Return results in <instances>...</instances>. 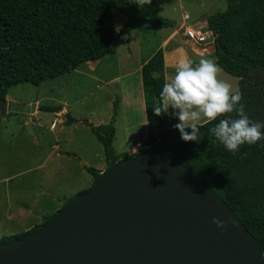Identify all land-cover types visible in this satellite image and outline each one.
<instances>
[{
    "label": "trees",
    "instance_id": "obj_1",
    "mask_svg": "<svg viewBox=\"0 0 264 264\" xmlns=\"http://www.w3.org/2000/svg\"><path fill=\"white\" fill-rule=\"evenodd\" d=\"M113 10L126 17L117 34ZM141 23L155 28L174 25L158 14L157 0L142 8L136 0H0V98L4 99L8 89L17 83L39 86L46 79L102 58L115 38L129 36ZM206 24L216 34V63L238 78L244 111L250 119L264 122V0H226L223 11L209 15ZM141 78L147 113L155 127L144 145L177 135L159 147L161 152L197 173L235 212L264 255V140L241 145L235 153L228 151L210 133L219 119L227 118L222 116L198 125L199 142H185L178 129L164 127L167 114L154 113L153 105L165 82L162 49L142 65ZM115 104L116 100L113 119ZM58 109L59 106L42 108ZM228 115L236 118L235 112ZM66 121L76 122L69 115ZM112 122L93 125L83 121L103 146L105 171L122 159L112 146ZM186 131L190 133L191 128ZM85 169L93 178V186L101 173L94 167ZM35 229L36 225L26 232L3 236L0 244Z\"/></svg>",
    "mask_w": 264,
    "mask_h": 264
},
{
    "label": "water",
    "instance_id": "obj_2",
    "mask_svg": "<svg viewBox=\"0 0 264 264\" xmlns=\"http://www.w3.org/2000/svg\"><path fill=\"white\" fill-rule=\"evenodd\" d=\"M36 100L0 98V120L8 111L35 112ZM176 136L120 159L37 229L0 244V264H264L235 212L197 173L161 152Z\"/></svg>",
    "mask_w": 264,
    "mask_h": 264
},
{
    "label": "rangeland",
    "instance_id": "obj_3",
    "mask_svg": "<svg viewBox=\"0 0 264 264\" xmlns=\"http://www.w3.org/2000/svg\"><path fill=\"white\" fill-rule=\"evenodd\" d=\"M157 3L158 14L171 21L179 20L181 13L186 10L192 19H195V22H199L201 18L203 19L207 15L223 11L226 6V0H157ZM112 14L115 34H117L119 26L124 23L126 17L117 10H113ZM186 24L194 25L191 20H188ZM164 29L141 23L130 34L133 36L129 42L123 41H126L128 36L114 39L110 48L116 47L117 56L111 55L108 58L109 61L105 68H110V70L101 73L104 78H98L89 72L78 73L74 69L55 78L46 79L39 86L23 82L12 85L8 89V94L15 97L17 103L20 104H25L29 98L33 100L38 97L47 98L41 103L47 106L65 103L68 114L74 119L76 118L77 123L80 121L82 123H79L78 127L69 126L63 131L61 149L64 147L73 149L69 152L70 157L68 158L57 157L56 151L51 148L52 143L55 142L52 132L49 131L50 121L54 118L52 112L43 111L35 115L36 112L26 114L8 111L1 117L0 238L7 236L8 232L19 233L24 228L34 225L38 227L44 224L49 216L52 217L68 205L72 196L92 188L93 178L85 169H82L83 166L78 158L84 160L90 167L100 169L102 172L105 171L107 163L105 162L103 146L90 129L83 127L86 125L83 123L84 120L103 119L104 122L101 124H108L113 120L112 124L115 128L113 149L121 157L131 156L128 132L134 127L135 118H138L139 113L135 109L116 108L118 114L113 119L112 108L108 102L110 99H116L117 95L120 96L117 90L122 85L129 92L131 88L129 80H132L134 76L126 78L128 75L126 74L123 76L125 78L117 82H109L108 80L105 82L103 79L111 78L117 73V68L118 71L121 70V72L126 73L135 67L140 59L148 57L166 35L167 32ZM110 48L108 52L113 54ZM108 56L106 55L104 61L107 60ZM203 58L216 59L214 53ZM118 59H120L119 63L116 61ZM89 66L92 67L91 64L85 67L88 68ZM111 66L114 68L112 69ZM220 68L222 69L221 66ZM220 75L221 78L228 80L233 85V89L237 88L238 78L223 69ZM131 99L134 98L128 100ZM172 111L169 108L171 119H177L179 123L178 118L171 115ZM61 112L65 113V110ZM27 118L35 122L33 133H30L32 128H28V122L25 123ZM38 122L42 125L37 126ZM205 122V120L201 121V124ZM174 124L176 123L166 122L164 127L169 129ZM133 129L136 130L138 127ZM152 130L148 128L145 135L148 136ZM69 136H71L70 143L64 141ZM136 140L134 141L136 142ZM19 207L26 212L22 218L9 219L6 217L7 211H18L20 210ZM3 227L6 228L5 231L2 230Z\"/></svg>",
    "mask_w": 264,
    "mask_h": 264
},
{
    "label": "clouds",
    "instance_id": "obj_4",
    "mask_svg": "<svg viewBox=\"0 0 264 264\" xmlns=\"http://www.w3.org/2000/svg\"><path fill=\"white\" fill-rule=\"evenodd\" d=\"M136 3L142 8L150 5L152 0H136ZM204 25L207 27V24ZM221 72L214 59L202 58L198 63L180 60L175 65L174 74L162 86L159 100L153 105L154 113L157 116L169 114L171 108V115L179 120L173 127L179 130L185 142L200 141L198 125L201 120L215 121L218 117H227L219 119L210 133L228 151L235 153L241 145H252L264 140V122L248 117L244 105L240 103L243 93L239 88L233 89L228 80L221 78ZM233 112L236 118L228 115ZM188 128H191L190 133L186 131ZM213 223L221 228L226 227L225 222L217 218H213Z\"/></svg>",
    "mask_w": 264,
    "mask_h": 264
},
{
    "label": "crops",
    "instance_id": "obj_5",
    "mask_svg": "<svg viewBox=\"0 0 264 264\" xmlns=\"http://www.w3.org/2000/svg\"><path fill=\"white\" fill-rule=\"evenodd\" d=\"M185 14H188V19H184ZM208 16L209 15H207L203 19L201 18V21H199V22L198 21L195 22V19H192L191 15L188 13V11L184 10L180 15L179 20H175V19L172 20L174 22V25L172 27H167L164 29L167 32L166 35L163 37L162 41L157 45L156 49L153 50L148 57H146L145 59H140L139 63L135 67L128 70L126 73L121 72V70L118 71V68L116 65L117 73L112 75L111 78L103 79V80H105V82H107V80L109 82H113V81L117 82L118 80H122L123 78H125L123 76L126 74H128L126 76V78H129L130 76H134V78L132 80H129V85L131 87L130 91L127 92V88H125L123 85L120 87V84H119L120 89L117 91H118V93H120V96L115 94V95H117V98L116 99L113 98V100L110 99L108 102V104H109L110 108H112V110H113V102L116 100L115 109L116 108H119V109L125 108L127 110H134L135 109V111L139 113L138 118H135L136 123L134 124V127H133V128L138 127V129L135 130V129L131 128V131L128 132L130 143H131V150L129 152L130 154L134 150L132 147L133 143L135 142L134 140L137 138H140V136L146 137V135H145L146 130L148 128H151V130H152V127H153V122L148 116L147 108H146V104H145V96H144V92H143V83H142V78H141V74H140L142 65L152 56V54L156 50L162 49L163 62H164V76H165V81H166L167 79H169L174 74L175 65L180 60L188 59V60L192 61L193 63H198L200 58H203L204 56L208 57V55H210L211 53H214L213 51H210L207 53H198V52L194 51L193 46L190 44L189 41H187V39L183 35L182 26L183 25H190V24H186V22L188 20H191V23L194 24L191 26L196 27V26H199L200 24H204V22L206 24V20H207ZM125 36H127V35H125ZM132 36L130 35V36L126 37V41L125 40H123V41L129 42L131 40ZM123 37L124 36H122V38ZM110 51H113V54H112V52L107 51L106 55H109L107 57V60L104 61V59L106 57V55H105L102 58L97 59L95 61H87V62L79 65L78 67H76L75 68L76 71H78V73L89 72V73H93V75H95L98 78H100V77L104 78V77H102L104 75H101V73H105V72H108L110 70V68H105V67H107V62L109 61L108 58L111 57V55L117 56L116 55V51H117L116 47L110 48ZM139 51H140V48H139ZM214 58H216L215 55H214ZM116 61L119 63L120 59H118ZM215 61H216V59H215ZM90 64L92 67H90V66L88 68L85 67L86 65H90ZM111 67H112V69L114 68L113 66H111ZM67 73H69V72H67ZM5 98L9 101H12V102H18L17 99L15 97H12L11 95H9L8 92H7ZM129 98H134V99L133 100L131 99L129 101L128 100ZM37 100L38 101H36V108H35L36 114L35 115H37L39 112L46 111V110H42V108L59 106L58 111H47V112H52L54 114V118L50 121V124H49V131L52 132L54 140H55V142L52 143L51 148L54 149V151H56L55 153H56L57 157L64 156V157L69 158L70 157L69 152H71L73 149H71L70 147H64L61 149L60 143H61V140H63L62 139V136H64L63 131H64V129H66L69 126L78 127L79 126L78 124L82 123V122L80 121V119H79V121H80L79 123H77L78 120H76V122H73V123H68L66 121V117L69 114L67 112L68 110H67V107L65 106V103L63 105H59V103H57V105L47 106L45 104L44 105L41 104L42 100H47V98L38 97ZM31 101H32V98L31 99L29 98V100L25 104H28ZM64 110H65V113H62L61 111L64 112ZM117 110L118 109H116L115 117L118 114ZM58 114H61V115H58ZM64 115H65V117H63ZM69 116H71V115H69ZM72 118H74V117H72ZM86 120L88 122L92 123L93 125H99L102 122H104L103 119H99V120H95V121L88 120V119H86ZM201 121H204V120H201ZM201 121H200V124H201ZM26 122H28L27 124L31 123L32 129H31L30 133H33L34 132L33 126H35V122L32 119L30 120L29 118H27L25 120V123ZM167 122L168 123H170V122L176 123V124L178 123L177 119L172 120L171 116L169 114H167ZM40 125H42V124L40 122H38L37 126H40ZM151 125H152V127H151ZM83 127L89 129V127L87 125H84ZM153 128H155V127H153ZM64 141H67L68 143H70L71 136L67 137V139L65 138ZM35 142H37V140H35ZM54 151H52V152H54ZM125 157H127V156H125ZM125 157H121V158H125ZM78 160L81 162V164L83 166L82 169H85L86 166H90V165H87V163L84 160H82L80 158H78ZM98 170L100 173H102V171L100 169H98ZM44 191H45V189H44ZM19 208H20V210H18V211H13V212L7 211L6 217L9 219H13L14 217H21L22 218L26 214V212L21 207H19ZM34 226H32V227H34ZM32 227L24 228L23 231H21V232H26V231L30 230ZM2 230L5 231L6 228L3 227ZM21 232H19V233H21ZM8 233L9 234H7V236L19 234V233H11V232H8Z\"/></svg>",
    "mask_w": 264,
    "mask_h": 264
},
{
    "label": "built area",
    "instance_id": "obj_6",
    "mask_svg": "<svg viewBox=\"0 0 264 264\" xmlns=\"http://www.w3.org/2000/svg\"><path fill=\"white\" fill-rule=\"evenodd\" d=\"M184 19H188V14L184 15ZM183 35L193 46V50L198 53H207L214 49L215 44V33L208 29L206 25L200 24L199 26L183 25ZM147 136H140L136 142L133 143V152H138L145 148L144 141Z\"/></svg>",
    "mask_w": 264,
    "mask_h": 264
}]
</instances>
